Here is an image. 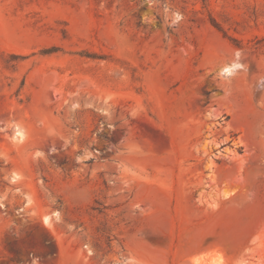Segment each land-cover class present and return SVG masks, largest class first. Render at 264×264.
Masks as SVG:
<instances>
[{
    "label": "rangeland",
    "instance_id": "1",
    "mask_svg": "<svg viewBox=\"0 0 264 264\" xmlns=\"http://www.w3.org/2000/svg\"><path fill=\"white\" fill-rule=\"evenodd\" d=\"M264 264V0H0V264Z\"/></svg>",
    "mask_w": 264,
    "mask_h": 264
},
{
    "label": "clouds",
    "instance_id": "2",
    "mask_svg": "<svg viewBox=\"0 0 264 264\" xmlns=\"http://www.w3.org/2000/svg\"><path fill=\"white\" fill-rule=\"evenodd\" d=\"M127 264H136V261L134 259H130Z\"/></svg>",
    "mask_w": 264,
    "mask_h": 264
}]
</instances>
